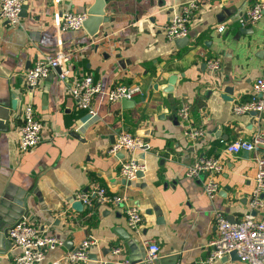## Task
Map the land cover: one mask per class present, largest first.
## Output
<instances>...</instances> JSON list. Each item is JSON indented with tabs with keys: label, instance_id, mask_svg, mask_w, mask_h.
Wrapping results in <instances>:
<instances>
[{
	"label": "crops",
	"instance_id": "obj_1",
	"mask_svg": "<svg viewBox=\"0 0 264 264\" xmlns=\"http://www.w3.org/2000/svg\"><path fill=\"white\" fill-rule=\"evenodd\" d=\"M187 1L107 0L108 20L93 35L83 25L61 30L59 23L63 12H87L94 0H25L17 24L0 23V101L13 97L16 105L7 123L0 121L2 248L9 239L3 232L26 209L29 220L63 240L38 264H99L116 258L145 264L144 236L160 246L154 264H243L229 253L210 258L208 242L216 234V213L240 220L254 186L258 152L227 153L223 148L226 142L264 131V111L232 110L234 102L250 98L254 80L264 76V12L254 23L240 25L238 16L259 0H196L188 41L178 47L163 26ZM58 48L69 52L71 78L91 73L105 90L125 83L139 84L142 92L127 106L121 99L109 102L104 90L94 98L97 115L79 124L83 110L76 107L59 70L34 88L24 78L41 53ZM212 57L220 58L216 71L207 65ZM168 83L173 88L165 91ZM26 102L41 121V139L20 151L17 138ZM182 104L190 106L192 124L205 130L197 139L183 133L176 112ZM120 130L145 140L138 151L145 163L143 175L131 180L120 175L127 153L109 150ZM212 155H219L223 169L216 175L219 190L210 196L203 190L206 174L193 178L185 167L197 157ZM93 182L108 193L126 194L127 203L140 208L141 234L129 230L120 205L94 203L81 211L71 206L75 193L89 190ZM10 208L12 214L4 219ZM254 214L264 220V196ZM118 226L128 237L117 234ZM88 235L95 239L88 259L66 260L65 251ZM116 246L119 252L113 251ZM5 250L0 264H15L12 241Z\"/></svg>",
	"mask_w": 264,
	"mask_h": 264
},
{
	"label": "built area",
	"instance_id": "obj_2",
	"mask_svg": "<svg viewBox=\"0 0 264 264\" xmlns=\"http://www.w3.org/2000/svg\"><path fill=\"white\" fill-rule=\"evenodd\" d=\"M25 0H0V23L8 22L17 24L21 18L22 6ZM198 3L190 0L178 5L168 22L163 26L168 38L185 36L188 34L190 20L196 11ZM264 12V0L254 1L246 11L239 15L237 22L240 25L251 24L257 21ZM87 16L86 11L67 10L60 17L59 28L79 29ZM224 25L218 26L223 30ZM69 52L58 48L52 52L41 53L35 62L26 68L24 78L27 85L34 88L41 79L51 72L59 69L60 78L68 83L70 96L73 98L77 108L83 110L79 124L94 118L97 115L94 107V98L105 89L102 82L91 73L71 78L69 71ZM207 65L210 70L216 71L220 68L219 57L208 59ZM253 93L250 98L233 103L232 110L235 114L249 111H264V76H258L252 86ZM139 84L116 83L106 90L107 100L113 102L121 98H132L141 93ZM179 119L183 122V133L191 140L199 138L204 133L202 126L192 124L190 119V106L182 104L176 109ZM41 121L36 118L34 107L26 102L22 110V124L19 128L17 147L20 151H26L34 147L41 139ZM76 128H78L76 126ZM144 137L140 134L120 130L114 142L111 144L110 152L124 150L127 153L120 167V175L131 180L137 176L139 170H144L145 163L138 156V151L144 146ZM256 151V171L254 175V186L248 200V209L238 221H230L222 212H217L215 217L216 234L208 242L210 247V258L222 256L231 250H236L243 264H264V220L256 218L254 210L263 205L264 196V131L258 130L251 138H238L226 142L223 151L227 153H238L240 151ZM223 169L219 155L201 156L194 159L185 167V174L193 178H199L205 173L203 190L212 196L219 190V182L216 175ZM84 205L108 204L122 206L126 217V224L133 234H141L142 213L134 203H127L126 194H111L100 184L93 182L87 191L76 192L73 196ZM8 236L12 244L17 248L13 255L15 264H38L48 250L63 245V240L55 234H47L26 216L15 221L8 228ZM144 247L142 261L145 264H154L160 254V246L151 237L141 238ZM95 239L88 235L82 239L73 249L65 251L63 257L71 263L84 262L88 259L90 245ZM119 252L120 247L113 248ZM99 264H132L128 258H116L113 260L101 259Z\"/></svg>",
	"mask_w": 264,
	"mask_h": 264
},
{
	"label": "water",
	"instance_id": "obj_3",
	"mask_svg": "<svg viewBox=\"0 0 264 264\" xmlns=\"http://www.w3.org/2000/svg\"><path fill=\"white\" fill-rule=\"evenodd\" d=\"M107 0H94V2L92 3V5L88 8L87 10V16L85 18V20L83 21V26L86 28V30L88 31V33L90 35H93L97 32L99 25L102 22H105L108 20V16L105 14V9H104V5L106 3ZM25 8V5L22 6V9ZM222 16V14L218 15ZM240 31L244 32L242 30V28H240ZM188 41V36H180V37H176L174 38V42L178 47L183 46L184 44H186V42ZM57 71L59 70L58 68L56 69ZM173 86L172 84L168 83L165 87H163V89L165 91H170L172 90ZM231 90V89H230ZM230 92V91H229ZM21 96V95H20ZM122 102L127 106H132L134 103V99L132 98H121ZM16 108V105L14 103V98L11 97L10 101H6V100H1L0 101V121L3 124H6L7 121L9 120L10 116L12 115L14 109ZM143 175V171L139 170L137 172V176H142ZM71 206L73 208H75L78 211H81L84 207V204L80 201V200H76L73 197L72 200V204ZM16 210L17 208L15 206H13ZM12 208L7 209L5 211V216H3L4 219H9V217H6V215L11 213ZM23 213V214H22ZM12 214V213H11ZM22 216H20L19 218L17 217L15 220H12L9 224L10 226L17 221L18 219L27 216V210L23 209V212H21ZM8 226V228L10 227ZM8 228L7 230H5L3 232L4 236L8 235ZM115 231L117 232L118 235H120L121 237H128L129 233L123 229L122 227L118 226L117 228H115ZM9 237V236H8ZM10 243H11V239L9 237V239L6 240V247L2 248L1 247V237H0V253H3L4 251H6L5 249L10 247ZM231 258H239L238 254L236 252V250H231L229 252Z\"/></svg>",
	"mask_w": 264,
	"mask_h": 264
}]
</instances>
